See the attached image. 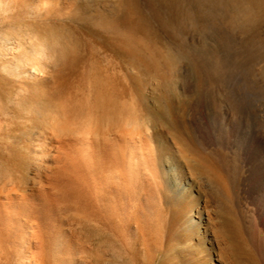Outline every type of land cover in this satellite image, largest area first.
<instances>
[{
	"label": "rangeland",
	"instance_id": "rangeland-1",
	"mask_svg": "<svg viewBox=\"0 0 264 264\" xmlns=\"http://www.w3.org/2000/svg\"><path fill=\"white\" fill-rule=\"evenodd\" d=\"M100 87L112 88L120 116L96 108ZM176 124L208 164L194 172L211 238L225 228L264 264V0H0V196L53 186V137L105 141L116 129L171 134ZM60 206L61 231L89 251L93 216ZM199 245L164 249L218 264V250ZM9 249L0 242V254ZM44 253V264H65Z\"/></svg>",
	"mask_w": 264,
	"mask_h": 264
},
{
	"label": "bare ground",
	"instance_id": "bare-ground-1",
	"mask_svg": "<svg viewBox=\"0 0 264 264\" xmlns=\"http://www.w3.org/2000/svg\"><path fill=\"white\" fill-rule=\"evenodd\" d=\"M100 88L96 108L104 116H120L122 105L112 88ZM163 131L116 129L113 139L98 135L106 136L105 141L94 136V140L52 136L45 150L57 169L52 172L53 186L38 194L9 190L0 196V242L15 250L12 255L0 254V264H44V252L59 256L65 264L64 256L72 263L76 253L87 254L90 264H205L198 252L170 254L164 249L194 237L199 246L208 244L212 252L218 250V264H260L247 242L229 230L219 228L218 236L211 238L199 203L206 187L195 179L197 171L208 166L205 157L194 152L179 125L171 134ZM180 145L195 157L182 155ZM259 146L263 150L264 144ZM222 179L217 177L218 182ZM66 202H75L93 216L89 251L81 237L59 227L60 205ZM161 253L166 257L159 262Z\"/></svg>",
	"mask_w": 264,
	"mask_h": 264
}]
</instances>
